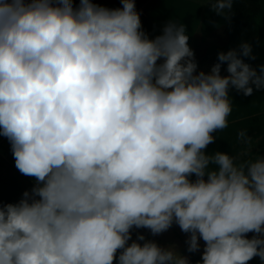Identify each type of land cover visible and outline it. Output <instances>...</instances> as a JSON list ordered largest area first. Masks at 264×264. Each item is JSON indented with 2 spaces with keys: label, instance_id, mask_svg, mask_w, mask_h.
<instances>
[{
  "label": "clouds",
  "instance_id": "9594fccd",
  "mask_svg": "<svg viewBox=\"0 0 264 264\" xmlns=\"http://www.w3.org/2000/svg\"><path fill=\"white\" fill-rule=\"evenodd\" d=\"M119 2L0 0V137L34 181L0 200V264H190L132 239L174 224L188 253L204 242L197 264H264V155L207 152L230 90H264V64L244 41L198 72L184 24L150 37ZM202 2L229 19L238 0Z\"/></svg>",
  "mask_w": 264,
  "mask_h": 264
},
{
  "label": "trees",
  "instance_id": "16d2710c",
  "mask_svg": "<svg viewBox=\"0 0 264 264\" xmlns=\"http://www.w3.org/2000/svg\"><path fill=\"white\" fill-rule=\"evenodd\" d=\"M109 8L121 7L119 0H101ZM150 0H136V10L145 6ZM233 14L229 19L217 15L209 4H200L193 0H153L143 30L150 37L160 35L163 26L171 19L186 26L189 41H194L200 33L204 43L220 29L227 33V43L214 45L207 49L211 60L218 62V54L230 49H238L246 41L252 45L254 60L245 58L253 67L264 64V0H238L234 3ZM221 74L226 75V64L222 65ZM232 113L228 117V127L217 132L216 141L208 146L207 152H226L238 160L252 159L264 153V90L254 91L252 96L244 97L234 89L230 90ZM245 131L251 137L250 144L238 139V133ZM10 144L5 137H0V166L7 160H13ZM9 172V171H8ZM3 174L0 171V200L4 203L18 202L25 190H30L34 181L19 172L15 175ZM194 179V177H193ZM186 253L190 256V264H197L202 253ZM249 264H261L259 257Z\"/></svg>",
  "mask_w": 264,
  "mask_h": 264
},
{
  "label": "rangeland",
  "instance_id": "374dc122",
  "mask_svg": "<svg viewBox=\"0 0 264 264\" xmlns=\"http://www.w3.org/2000/svg\"><path fill=\"white\" fill-rule=\"evenodd\" d=\"M193 1H196L200 4H206V3H203L202 0H193ZM76 2L78 3V0H76ZM94 2L99 3L105 7H108V4L101 0H94ZM152 3H153V0H150L145 6H143L141 9L138 10V12L140 13L142 25L144 24V20L147 17V14L149 12V9ZM233 13L234 11L232 10L231 14ZM200 37L201 35L200 33H198L196 35L195 40L188 41V43H189L190 48L194 51L195 60L198 63L197 71L199 72L200 70H203L205 72H209L211 67L214 65V62L211 60V56L207 52V49L208 47L214 46V45H218V46L225 45L228 40L227 33L225 29H220L219 31L214 32L210 36V38H208V40L204 43L200 40ZM261 155H264V153H262ZM0 171L3 174L7 173L8 171L10 175L17 174L18 170L15 168L14 159L7 160L4 164H2L0 166ZM137 232L143 234L148 240H154L162 247H168L171 245H175L176 250L182 255L187 256L189 260L191 261L190 256L186 253L187 245L185 241L187 240L188 235L183 233L177 225L174 224L168 231L160 235H157V236H152L149 230L147 229L133 230V233H132L133 240L136 239ZM252 235L253 234L249 233L248 234L249 238H251ZM129 243H131V241ZM199 243H200V251H198L197 253H202L204 242L200 240Z\"/></svg>",
  "mask_w": 264,
  "mask_h": 264
}]
</instances>
